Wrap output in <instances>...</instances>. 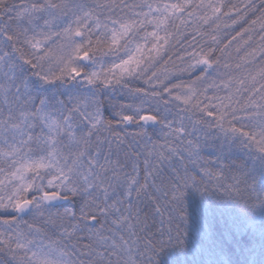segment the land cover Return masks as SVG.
<instances>
[{"label": "snow or ice", "instance_id": "snow-or-ice-1", "mask_svg": "<svg viewBox=\"0 0 264 264\" xmlns=\"http://www.w3.org/2000/svg\"><path fill=\"white\" fill-rule=\"evenodd\" d=\"M189 190L264 219V0H0V264H160Z\"/></svg>", "mask_w": 264, "mask_h": 264}, {"label": "trees", "instance_id": "trees-1", "mask_svg": "<svg viewBox=\"0 0 264 264\" xmlns=\"http://www.w3.org/2000/svg\"><path fill=\"white\" fill-rule=\"evenodd\" d=\"M185 201L189 227L184 247L165 249L160 264H213L218 253L228 264H264V219L245 227L249 218L240 209L205 200L192 190Z\"/></svg>", "mask_w": 264, "mask_h": 264}]
</instances>
